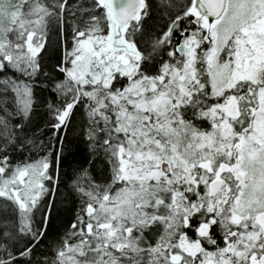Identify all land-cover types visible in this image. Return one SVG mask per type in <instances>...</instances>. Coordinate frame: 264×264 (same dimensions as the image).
Returning <instances> with one entry per match:
<instances>
[{
  "label": "snow or ice",
  "instance_id": "obj_1",
  "mask_svg": "<svg viewBox=\"0 0 264 264\" xmlns=\"http://www.w3.org/2000/svg\"><path fill=\"white\" fill-rule=\"evenodd\" d=\"M0 264H264V0H0Z\"/></svg>",
  "mask_w": 264,
  "mask_h": 264
},
{
  "label": "trees",
  "instance_id": "obj_2",
  "mask_svg": "<svg viewBox=\"0 0 264 264\" xmlns=\"http://www.w3.org/2000/svg\"><path fill=\"white\" fill-rule=\"evenodd\" d=\"M47 62V61H46ZM37 97V107L36 113L34 116V125H38L37 131L43 129L47 132V135L42 136V139L47 140L51 133L48 129L45 128V122L49 119L47 112V103L52 99L47 91H41L40 88L36 89ZM83 120L77 110L74 120L67 132V145L68 148L65 149V156L68 157L69 150L71 151V157H68L72 162V168L78 166H83L88 168V161L91 159V156L88 152L87 145L84 142L83 138L80 136V128ZM36 158H39L37 156ZM61 177L63 180H67V175H71V169L68 167V162L66 160L65 164L61 166ZM67 173V175H65ZM64 184H61V193L58 197V205L60 209V214L52 228V231L49 233V238L46 239L43 243L40 244L37 251L34 253L33 259L43 260L45 256H51V248L58 236L63 234L65 226L74 219L75 211L78 206V201H67L64 200L65 193L63 191ZM39 216V214H38Z\"/></svg>",
  "mask_w": 264,
  "mask_h": 264
},
{
  "label": "flooded vegetation",
  "instance_id": "obj_3",
  "mask_svg": "<svg viewBox=\"0 0 264 264\" xmlns=\"http://www.w3.org/2000/svg\"><path fill=\"white\" fill-rule=\"evenodd\" d=\"M79 114H80V116H81V111L79 110ZM82 118V117H81ZM74 120V117L72 118V121ZM49 133H51L50 131H49ZM63 134V133H62ZM51 135V134H50Z\"/></svg>",
  "mask_w": 264,
  "mask_h": 264
}]
</instances>
